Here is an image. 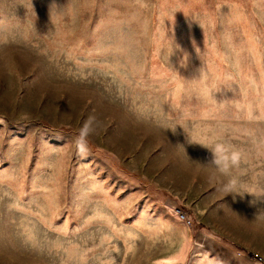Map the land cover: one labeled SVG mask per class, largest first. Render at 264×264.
Returning a JSON list of instances; mask_svg holds the SVG:
<instances>
[{
    "label": "rangeland",
    "instance_id": "obj_1",
    "mask_svg": "<svg viewBox=\"0 0 264 264\" xmlns=\"http://www.w3.org/2000/svg\"><path fill=\"white\" fill-rule=\"evenodd\" d=\"M0 264H264V0H0Z\"/></svg>",
    "mask_w": 264,
    "mask_h": 264
},
{
    "label": "clouds",
    "instance_id": "obj_2",
    "mask_svg": "<svg viewBox=\"0 0 264 264\" xmlns=\"http://www.w3.org/2000/svg\"><path fill=\"white\" fill-rule=\"evenodd\" d=\"M102 126V122L95 117H90L85 121L75 140L76 147L81 154L87 151V137L95 134L97 129L102 128ZM191 142L199 143L212 152L213 159L209 164L213 171L210 178H221L223 180L222 189L226 194L232 193L234 196L236 194L243 196L245 193L255 194L254 189L240 184L235 174L244 159V154L240 149L220 138L211 142L191 138Z\"/></svg>",
    "mask_w": 264,
    "mask_h": 264
},
{
    "label": "built area",
    "instance_id": "obj_3",
    "mask_svg": "<svg viewBox=\"0 0 264 264\" xmlns=\"http://www.w3.org/2000/svg\"><path fill=\"white\" fill-rule=\"evenodd\" d=\"M176 213L178 218L184 222L187 226L195 225L194 218L190 215L189 211L182 206L176 207Z\"/></svg>",
    "mask_w": 264,
    "mask_h": 264
},
{
    "label": "trees",
    "instance_id": "obj_4",
    "mask_svg": "<svg viewBox=\"0 0 264 264\" xmlns=\"http://www.w3.org/2000/svg\"><path fill=\"white\" fill-rule=\"evenodd\" d=\"M250 256H251V258H252V257H255V255H254L253 253H251Z\"/></svg>",
    "mask_w": 264,
    "mask_h": 264
}]
</instances>
